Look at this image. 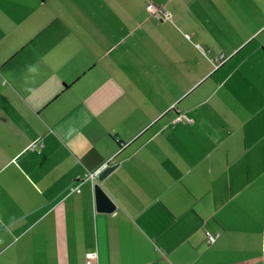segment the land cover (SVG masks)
Returning a JSON list of instances; mask_svg holds the SVG:
<instances>
[{
    "label": "crops",
    "instance_id": "0c3cea01",
    "mask_svg": "<svg viewBox=\"0 0 264 264\" xmlns=\"http://www.w3.org/2000/svg\"><path fill=\"white\" fill-rule=\"evenodd\" d=\"M92 250L264 264V0H0V264Z\"/></svg>",
    "mask_w": 264,
    "mask_h": 264
},
{
    "label": "water",
    "instance_id": "95a60500",
    "mask_svg": "<svg viewBox=\"0 0 264 264\" xmlns=\"http://www.w3.org/2000/svg\"><path fill=\"white\" fill-rule=\"evenodd\" d=\"M117 167V163H107L98 174V181L94 185L95 202L98 211L113 212L116 210V203L107 193L99 181L103 180L109 173Z\"/></svg>",
    "mask_w": 264,
    "mask_h": 264
},
{
    "label": "built area",
    "instance_id": "2783aa9c",
    "mask_svg": "<svg viewBox=\"0 0 264 264\" xmlns=\"http://www.w3.org/2000/svg\"><path fill=\"white\" fill-rule=\"evenodd\" d=\"M148 10L150 11V13L155 14V15H159V16H163L164 18H169V13L164 11L163 13H160L162 11H160L158 9V7L156 6V4L154 2H149L147 5ZM193 119L188 116L187 114L180 112L178 115H176L175 117V121H192ZM100 171H96V172H92L90 174V177L95 178L97 177L98 173ZM218 233H207V240L209 243H213L216 241L217 237H218ZM98 260V251L97 250H92L89 251L86 255V264H96V261Z\"/></svg>",
    "mask_w": 264,
    "mask_h": 264
}]
</instances>
